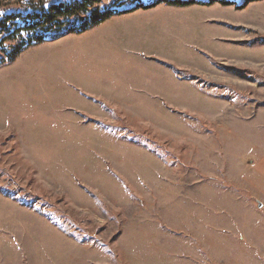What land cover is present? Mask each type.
I'll use <instances>...</instances> for the list:
<instances>
[{
  "label": "rangeland",
  "instance_id": "374dc122",
  "mask_svg": "<svg viewBox=\"0 0 264 264\" xmlns=\"http://www.w3.org/2000/svg\"><path fill=\"white\" fill-rule=\"evenodd\" d=\"M194 1L0 66V264H264V0Z\"/></svg>",
  "mask_w": 264,
  "mask_h": 264
},
{
  "label": "trees",
  "instance_id": "16d2710c",
  "mask_svg": "<svg viewBox=\"0 0 264 264\" xmlns=\"http://www.w3.org/2000/svg\"><path fill=\"white\" fill-rule=\"evenodd\" d=\"M173 0H0V66L13 64L26 50L58 35H83L112 19Z\"/></svg>",
  "mask_w": 264,
  "mask_h": 264
}]
</instances>
